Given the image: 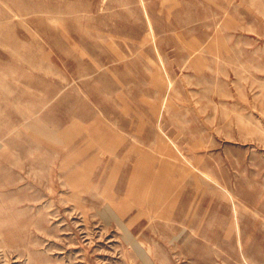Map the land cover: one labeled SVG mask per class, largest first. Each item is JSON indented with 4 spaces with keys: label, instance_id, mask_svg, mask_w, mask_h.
<instances>
[{
    "label": "rangeland",
    "instance_id": "obj_1",
    "mask_svg": "<svg viewBox=\"0 0 264 264\" xmlns=\"http://www.w3.org/2000/svg\"><path fill=\"white\" fill-rule=\"evenodd\" d=\"M0 264H264V0H0Z\"/></svg>",
    "mask_w": 264,
    "mask_h": 264
}]
</instances>
